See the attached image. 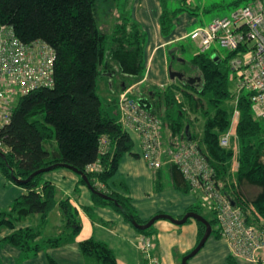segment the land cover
<instances>
[{
  "label": "trees",
  "instance_id": "16d2710c",
  "mask_svg": "<svg viewBox=\"0 0 264 264\" xmlns=\"http://www.w3.org/2000/svg\"><path fill=\"white\" fill-rule=\"evenodd\" d=\"M105 1L115 0H0V24L10 25L24 43L44 40L55 54L53 84L18 98L9 123L1 131L4 151L0 150V172L10 180L11 173L18 179H26L40 168L65 163L84 172L95 189L112 198L107 200L90 191L95 205L110 206L129 224L128 216L145 223L149 219L139 218L128 196L102 187L113 179L122 157L127 153L135 154V142L119 118L103 108L96 91L97 78L103 72L114 71L131 78L129 82L123 80L117 84L121 93L142 79L145 69L144 34L140 26L121 13L107 31L101 26L99 15ZM161 5L159 25L162 34L168 35L180 9L169 10L166 0H161ZM241 50L242 47L226 50V60L199 49L190 60L171 58L169 67L179 64L187 69L184 73L179 71L184 74L183 79L174 78L159 92L151 91L142 97L129 96L159 118L164 150L194 142L203 152L205 163L212 168L211 175L223 184L231 201L243 209L250 222L259 224L264 223V127L260 122L264 117H254L251 92L242 90L237 94L236 90H231L229 62ZM188 71L198 75L192 76ZM190 77L195 81L190 83L187 80ZM178 92L183 94V102L177 100ZM155 96L156 100H152ZM235 108L239 112L232 126L233 136L235 134L238 140L236 159L233 149L220 145V137L230 128ZM198 115L202 119L199 134L193 130L191 121L198 120ZM101 137L107 141L104 152L99 151ZM95 162L101 169L87 170L88 165ZM164 166L170 168L173 188L183 193L192 192L202 199L200 190L184 179L176 163L169 161L154 170L157 191L164 187ZM43 174L17 183L24 188V193L13 200L9 210L0 211V231L13 229L2 242L27 255L70 240L80 230L76 208L67 197L57 200V188L43 180ZM79 181L86 185L80 175ZM203 205L206 206L204 201ZM201 207L200 204L191 205L187 211L202 214ZM54 208L59 210L63 221L65 233L62 236L38 241L39 232L34 228H15L18 222L32 214H39L44 220ZM212 214V218L202 215L211 223L212 233L220 237L213 210ZM196 223L199 241L205 226L199 221ZM135 230L151 233V227ZM78 245L87 264H117L113 251L102 241L90 237ZM50 264L57 263L50 259ZM226 264H236V261L229 255Z\"/></svg>",
  "mask_w": 264,
  "mask_h": 264
},
{
  "label": "crops",
  "instance_id": "0c3cea01",
  "mask_svg": "<svg viewBox=\"0 0 264 264\" xmlns=\"http://www.w3.org/2000/svg\"><path fill=\"white\" fill-rule=\"evenodd\" d=\"M125 2L131 3L129 9L125 8V6L122 7V0H115L114 2L105 1L101 7L106 6L110 11L109 13L114 16V19L121 13L127 14L130 20L140 26L144 34L145 69L143 77L125 89L128 91V95L142 97L149 95L151 91L159 92L174 81L169 76L170 60L171 58L184 59L177 54L178 48H175L173 44L182 39L189 38L188 34L195 27L205 26L196 25L195 27H191V29L188 28L189 24L192 26L195 22V18L191 16L193 13L187 12L183 7L186 5L192 6V0H182V5L184 6L175 8L180 10H178L176 17L172 20L171 32L168 35L162 34L159 25L162 12L161 0H126ZM214 3H212V6L217 5ZM197 8L198 4L196 1L194 9ZM203 9L205 10L206 7ZM178 17L181 19L179 20ZM101 26L104 27L102 21ZM100 77L106 80L107 89L113 92V95L107 98L108 106H110L108 108L112 109L113 115L119 118L116 99L120 90L116 86L123 80L127 82L131 81V78L121 76L118 71H114L113 73L103 72ZM152 100H156V96ZM129 134L134 140L135 146H137V150L134 149L133 151L135 154H125L119 163L113 179L107 185L102 184V187L128 196L141 220H147L157 213H165L174 218H180L189 206L196 204H200L203 210L205 206L200 196H195L192 192L183 193L173 188L171 186V179L168 185L164 183V187L161 190L157 191L154 188L155 171L149 170L145 161L141 158L136 134L133 131L129 132ZM165 172L170 178V168L168 166L162 168L163 182ZM45 180L50 181L57 188V195L58 192L60 193V197H57V200L67 197L76 208L80 222L79 232L70 240L54 246H47L38 250L35 254L27 255V253L17 247L2 242V238L13 231V229L5 228L9 232H5L0 238L1 264H50V259L57 264H87L78 244L81 240L90 237L106 243L113 251L117 264H145L143 253L139 249V237L141 233H138L131 224L125 221L120 213L110 206L95 205L89 188L80 183L79 177L73 178L72 184L66 185L67 189L62 188L61 182L53 181L52 179ZM21 188L23 190L22 193H24V188ZM168 223L165 224V222L160 221L154 223L159 224L158 229L167 234L163 237L164 240H161V243L159 240L158 243H154L153 254L157 256L159 264L160 262L161 264H178L177 260L192 250L197 244L198 225L196 222H190L184 226H178L171 221ZM28 226L39 232V236L36 238L38 241L62 236L65 233L63 231V221L57 208L50 211L44 220L39 214L29 215L24 220L18 222L15 228ZM45 231H55V235H46ZM150 232L152 233V230ZM152 234L151 236L154 237ZM160 236L162 239L163 233ZM215 236L219 238L216 233ZM175 251L179 253L175 254ZM229 255L230 253L224 256L223 264L227 263ZM263 256L257 264H264ZM234 260L236 264H250L244 260ZM188 264H202V262L200 260H190Z\"/></svg>",
  "mask_w": 264,
  "mask_h": 264
},
{
  "label": "built area",
  "instance_id": "2783aa9c",
  "mask_svg": "<svg viewBox=\"0 0 264 264\" xmlns=\"http://www.w3.org/2000/svg\"><path fill=\"white\" fill-rule=\"evenodd\" d=\"M188 37L197 42L201 52L213 43L227 51L242 47L229 62L231 71L236 73V92H251L254 117H264V0H251L230 15L215 17L206 27H195ZM54 60V50L47 42L37 39L24 43L10 25L0 24V150L4 151L1 131L9 123L18 98L53 84ZM117 108L119 122L127 131L136 134L140 156L146 165L156 170L165 162L176 163L184 179L200 190L205 205L213 210L216 228L227 242L230 256L257 264L264 254V223L250 222L243 209L232 203L223 184L211 175L213 170L205 163L200 148L194 142H188L179 148L164 150L159 118L129 96L127 90L119 93ZM238 115L235 108L230 128L220 137L221 146L229 145ZM106 144V138L101 137L100 152H104ZM100 169L98 162L87 167L89 171ZM139 242L144 263L159 264L153 254L152 237L141 233Z\"/></svg>",
  "mask_w": 264,
  "mask_h": 264
},
{
  "label": "rangeland",
  "instance_id": "374dc122",
  "mask_svg": "<svg viewBox=\"0 0 264 264\" xmlns=\"http://www.w3.org/2000/svg\"><path fill=\"white\" fill-rule=\"evenodd\" d=\"M125 1L126 0H122V3H123L122 7L125 6V8L129 9L131 7L130 6L131 3L128 4V2H125ZM196 1L198 4V8L194 9V5H195ZM234 1L235 0H192V6H189V5L184 6V5H182V3H183L182 0H166V5L168 6L169 9H172V10L175 8H180V7L184 6L183 9H186V11L189 13H193V14H191V16H193L195 18V20H194L195 22L192 24V26H190V24L188 26V28L191 29V27H193V26L195 27L196 25H201V26L206 27L208 25V23L213 18L225 16V15H230L233 10H235L237 7H241V6L245 5L246 3H248L249 0H237L236 3ZM212 3L217 4V5L212 6L213 5ZM204 7H206L205 10L203 9ZM109 12L110 11L108 10V8L106 6H102V8L100 9V14H99L100 15V22L102 21V24L104 25V27L107 31L111 30L112 24L114 21V16L112 14H110ZM178 18H179V20L181 19L180 17H178ZM173 46H175V48H178L177 54L181 58H183L184 60H190L191 57L193 56V54H195L199 49L197 42L191 38L182 39L181 41L173 44ZM179 48H183V50L179 51ZM205 53L210 54V55L217 54L222 60H226V57H227L226 49L218 43H213L210 46V48L205 51ZM171 69L181 71V72L187 71L185 66H181L179 64L172 65ZM188 73H190L192 76L198 75V74H196V72L194 73V71H192V72L188 71ZM230 78H231V90L235 91L236 90V73L230 71ZM96 91H97V93L101 99L103 108L109 109L108 107H110V106H108L107 98L111 97L113 95V92H111L109 89H107L106 80L103 77L99 76L97 78ZM114 94H116V93H114ZM177 100L183 102L182 101L183 100V94H181V92L177 93ZM110 111L112 113V109ZM189 115L191 118L194 117V115H191V114H189ZM200 115H198V117H199L198 120H191L192 125H193V130L196 131L198 134L201 131V123H202V119H200L201 118ZM260 122L264 127V119H261ZM228 147L230 149L234 150L235 156L233 158L236 159V154H237V150H238V140H237V137L235 134H234V136L231 137V140L229 142ZM134 149L137 150V146H135ZM234 159H233V163L235 162ZM147 168L150 170V168L148 166H147ZM43 176H44L43 180L52 179L53 181L61 182L63 185L62 188H66V189H67L66 185L72 184L73 178L79 177L78 173H76L75 171H73L70 168L63 167V166L56 167L52 170L46 171V172H44ZM226 182H227V188L229 189V187H230L229 180ZM164 183H166L167 185L170 183V178L166 172L164 173ZM22 192H23V190L20 187V185H18L17 183L13 182L12 180L8 179L7 177H5L4 175H2L0 173V210H4V211L9 210L13 200L15 199V197L20 195ZM76 196H78V195L76 194ZM57 197H60L59 192H58ZM201 213L207 218H212V216H213L211 208L207 207V206H205L203 208ZM51 220H52V218L50 219V222H51ZM157 221L165 222V224H169L168 219H158ZM190 222H196V221L194 219L190 218L189 221H187L181 225L184 226V225L189 224ZM159 224H154L151 226L152 233H154V234H152V233L151 234L154 235L155 238L152 237L151 234H150V236L154 240L155 244H156V242L158 243V240L161 243V240L163 241L164 240L163 237L167 234L166 232H162L158 229ZM181 225H178V226H181ZM173 228H175V227H173ZM215 228H216V226H215ZM183 231L186 232V230H184V229H183ZM5 232H9V230H7V229L1 230L0 238ZM54 232L53 231H50V232L45 231L44 233L46 235H55ZM161 233H163L162 239L160 236ZM170 233H174V232H170ZM158 235H159V238H158ZM4 243H6V242H4ZM177 253H179V252L175 251V254H177ZM229 253H230V251H229V247L227 245V242L221 237L217 238L215 236V232H213V233H211V235L209 236V238L207 239V241L205 242L203 247L199 250V252L196 255H194V257L190 258L189 261L190 260H192V261L200 260L202 262V264H223L224 263V256L225 255L227 256ZM179 255L181 256V254H179ZM180 256H176V257H180ZM181 259H182V256L179 258V260H177L178 264H180ZM189 261H188V263H189ZM160 264H161V262H160Z\"/></svg>",
  "mask_w": 264,
  "mask_h": 264
},
{
  "label": "water",
  "instance_id": "95a60500",
  "mask_svg": "<svg viewBox=\"0 0 264 264\" xmlns=\"http://www.w3.org/2000/svg\"><path fill=\"white\" fill-rule=\"evenodd\" d=\"M169 76L172 79H174V78L182 79L184 77V74L179 72V71L172 70L171 67H169ZM187 80L190 83H192L193 81H195V78L190 77ZM2 158H5V156L3 154H2ZM61 166L70 168L73 171H75L76 173H78L84 179L86 186L89 188V190L91 192L97 194L98 196H100L104 199H107V200L112 199L109 195L95 189L90 184L89 179L84 172L78 171L74 167H71L70 165H67L65 163H54V164H51L49 166L40 168V169L34 171L33 173H31L26 179H18L13 173H11V179L15 183H25V182H28L29 180H31L37 174L44 173L46 171H49V170H52L56 167H61ZM114 203L117 204V202L115 200H114ZM128 218H129V222L132 224V226L135 227L136 229H139V230H146V229L150 228L153 225V223L158 219H168L169 221H171L172 223L177 224V225H181V224L185 223L189 218L201 222L205 226V230L203 232V235L200 238V240L198 241V243L195 245V247L192 248V250H190L187 254L182 256L180 264H188L189 259L192 258L194 255H196L199 252V250L203 247V245L205 244V242L207 241V239L209 238V236L212 233L211 223L202 214H199V213H197L195 211H191V210L186 211L182 215V217H180V218H174L173 216H171L169 214H165V213H157V214L153 215L151 218H149V220L145 223H138L133 216H128Z\"/></svg>",
  "mask_w": 264,
  "mask_h": 264
}]
</instances>
